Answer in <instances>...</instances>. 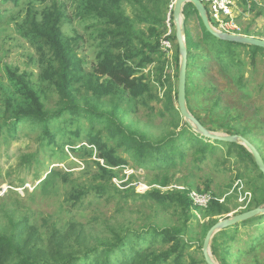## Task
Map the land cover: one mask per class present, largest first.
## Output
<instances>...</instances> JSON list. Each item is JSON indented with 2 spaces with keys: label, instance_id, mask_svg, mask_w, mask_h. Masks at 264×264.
I'll return each mask as SVG.
<instances>
[{
  "label": "rangeland",
  "instance_id": "obj_1",
  "mask_svg": "<svg viewBox=\"0 0 264 264\" xmlns=\"http://www.w3.org/2000/svg\"><path fill=\"white\" fill-rule=\"evenodd\" d=\"M86 1L21 0L19 5L0 4L4 13L0 19V233L10 232L12 218H27L26 236L31 243L38 239L46 251L45 244L52 232L60 231L64 239L62 248L69 249V255L110 239L113 231L130 230L143 234L136 248L153 244L152 250L165 254L172 250L174 242L164 244L161 238L155 240L147 234L153 228L172 229L182 239L181 264H204L207 228L259 205L264 207V178L256 162H251L240 148L219 147L202 162L200 146L186 144V149L180 148L184 155H177L175 166L158 170L155 165H139L124 147L117 150V155L126 162L112 167L100 159L99 150L90 140L100 134L108 142L107 133L102 125L92 124L85 117L72 118L66 113L48 126L49 134L43 126L29 122L20 123L16 132L2 127L3 119L14 117L15 112L29 104L21 81L37 94L44 111L57 114L63 106L44 77L48 55L24 36L34 21H42L43 14L56 7L62 14L63 37L71 43L78 67L74 93L79 105H98L100 111L117 109L124 126L147 134L155 143L182 129H188L192 137L200 134L164 100L170 82L174 90L179 87L182 58L177 38H172L173 48L164 58L142 71L149 86L144 101L132 99L122 88L104 95L96 93L108 78L96 72L104 48L94 37L98 39L96 30L104 31L107 26L89 16ZM234 1L240 34L264 37V0ZM173 4L175 1L168 7L147 2L154 15L162 21L165 17L163 28L161 24L163 39ZM123 9L131 18L137 15L138 10L127 2ZM200 25L199 17L192 12L184 32L189 30L193 42L201 44V50L195 52L197 58L190 70L189 107L211 133L248 140L264 161V52L255 54L247 45L235 48L226 57L229 68L212 55L204 73L196 66L210 47L203 41ZM136 27L144 32L149 28L139 22ZM173 32L176 34V26ZM184 140L181 139V147ZM109 146L114 148L115 141L111 140ZM98 163L110 173L103 172ZM103 187L108 192L102 195ZM189 188L211 193L229 212L217 215L192 204L186 209L176 201L161 206L148 197L154 190L168 193ZM75 192L81 193L78 201L73 199ZM249 221L225 234H215L210 254L217 264H221L217 257L221 255H225L227 264H264V215ZM75 227L80 229V236L72 233ZM74 240L84 244L78 248ZM231 243L232 250L226 255ZM178 251L172 253L170 264H175L174 259L181 252Z\"/></svg>",
  "mask_w": 264,
  "mask_h": 264
},
{
  "label": "trees",
  "instance_id": "obj_2",
  "mask_svg": "<svg viewBox=\"0 0 264 264\" xmlns=\"http://www.w3.org/2000/svg\"><path fill=\"white\" fill-rule=\"evenodd\" d=\"M20 1L0 0V4L6 7L8 4L19 5ZM173 1L176 0L86 1L85 7L89 16H92L96 23L100 22L103 26H107V29L104 31L96 30L99 34L98 39L97 36L94 37L96 42H100L99 46L104 48V51H101V54H99L96 72L100 76L108 78L106 84L101 87V91L96 92L98 95H104L122 88L130 94L132 99L145 100V95L149 92V86L145 83L146 77L142 71L146 67L156 63L157 59L164 58L166 53L162 49L161 44L163 39L162 35H164L161 31V24L163 28L165 17L162 21L158 15H154L148 8L147 2L152 4L158 2L168 7ZM126 2L138 10H136L137 15H134V18L126 15L123 9V5ZM191 11L199 17L197 10L192 4L186 5L183 10L185 28L191 16ZM3 14L0 11V19H2ZM61 17V12L55 7L53 11H46L43 14L42 21H34L31 24L30 30L24 33V36L34 46L45 51L48 55V69L44 77L47 79L49 86H52L59 95L61 105H63L61 110L57 114L44 111V105L37 94L27 83L21 81L20 84L29 104L15 112L14 117L3 119V128L5 127L9 131L16 132L20 123L29 122L33 125L43 126L44 131L49 134L48 126L57 122L64 114L69 113L72 118L85 117L92 124L103 126V131L107 133L106 136L109 141H103L100 134L90 140L99 150L100 159L108 166L118 167L126 162L117 155V150L125 147V150L142 167L149 168L148 165H155V168L158 170L165 167L171 168L175 166L174 160L178 154L183 157L184 151L182 149L187 148L186 144L200 146L199 151L203 155L200 160L202 162L207 158V154H212L217 151V148L224 146L228 148H240L246 154L247 158L255 163V159L251 153L242 145L221 143L210 139L209 141L200 134L192 137L188 129H182L179 133H174L173 136H169L167 139L155 143L148 138L147 134L131 130L124 126L117 114V109L113 111H100L102 108L98 105H90L88 103H86V106L79 105L76 102V95L74 93V82L77 78L78 67L74 61V52L71 43L66 42L63 37L60 27ZM171 21L172 27L174 28L173 12L171 13ZM199 21L203 33V41L210 48L201 56L198 62L199 65L196 66L197 70H203L205 73L208 64L213 60L212 55L215 56L218 62H222L223 66L229 68V62L226 61V57L231 55L233 49L246 47V45L227 43L215 38L205 29L200 17ZM138 22L148 26V31L138 30L136 27ZM245 36L254 37L249 33L245 34ZM172 38L175 40L176 34ZM260 39H264V37ZM185 40L188 51L187 107L189 112L200 124L208 129L202 119L189 107L191 104L189 97V86L191 87V83L189 84V75L197 58V53L195 52L201 50V44L199 42H193V38L187 29L185 31ZM250 48L255 54L264 52V48L254 46H250ZM164 100L171 110L178 116H181L178 108V89L174 90L171 82ZM227 132L234 134L228 130ZM181 139H185L182 147L181 144L183 141ZM111 140L115 141L114 148L109 146ZM98 165L103 172L110 173V171L102 167L99 163ZM260 174L264 178L261 172ZM100 190H102V195L108 192L104 187ZM189 190L191 189H187V191ZM187 191L174 190V192L163 193L159 190H154L148 194V197L161 206H166L169 202L176 201L187 209L191 205ZM80 194L75 192L73 199L78 201L81 196ZM261 206L259 205L258 207ZM205 210H211L217 215H224L229 212L224 205L216 200ZM10 222V232L0 233V264H170L169 261L172 253L179 252L178 250L181 252L174 259V263L181 264L182 262L181 255L184 251L181 245L182 239L177 234L178 231L172 229L160 230L153 228L151 234H147L148 237L154 238L155 240L161 238L164 244L174 242L172 250L165 254H158L152 250L153 244H150L148 247L136 248L139 241H142V233H132L130 230H126L125 232L116 230L112 232L110 239H102L101 243L92 248L89 247L83 252H72L68 255L67 252L69 249L62 248L64 239L60 231L52 232L50 239L45 244L46 251H44L41 248L43 243L39 244L38 239H35L31 243V240L27 238V218L19 221H15L12 218ZM249 222L251 221L244 222L243 224L245 225ZM209 230L210 227L206 229L205 235H207ZM229 230L231 229L224 230V234ZM72 233L79 235L80 229L75 227ZM32 236L34 235L32 234ZM261 240V243L264 242V238H261ZM74 241L78 248H81V244H84L81 240ZM232 244L226 249V255L232 250ZM214 254L217 256L215 250ZM217 257L221 264H227L225 255ZM203 263L206 264L205 261Z\"/></svg>",
  "mask_w": 264,
  "mask_h": 264
},
{
  "label": "water",
  "instance_id": "obj_3",
  "mask_svg": "<svg viewBox=\"0 0 264 264\" xmlns=\"http://www.w3.org/2000/svg\"><path fill=\"white\" fill-rule=\"evenodd\" d=\"M192 4L197 10L200 19L203 22L205 29L215 38L233 44L247 45L264 48V39L249 37L244 35H228L225 33H221L217 31L211 24L208 12L205 6L202 4L200 0H176L173 10V18L174 24L176 26V38L179 44V53L182 58L180 76H179V87H178V108L183 119L190 122L194 125L197 131L207 139L212 141H217L221 143H232V144H241L251 153L255 162L264 176V161L257 150V148L252 145L248 140L234 135H222L218 133H211L208 129H206L200 122L189 112L187 108V72H188V51L185 40V23H184V15L183 10L185 5ZM3 191V190H2ZM264 215V207H258L256 209L250 210L248 212L235 215L225 221H221L214 225L210 231L208 232L204 246H203V255L206 264H217L213 257L210 254V244L212 242L213 237L216 233L220 231H224L229 228H233L234 226L257 218L258 216Z\"/></svg>",
  "mask_w": 264,
  "mask_h": 264
},
{
  "label": "built area",
  "instance_id": "obj_4",
  "mask_svg": "<svg viewBox=\"0 0 264 264\" xmlns=\"http://www.w3.org/2000/svg\"><path fill=\"white\" fill-rule=\"evenodd\" d=\"M205 6L212 26L219 32L228 35H241L240 29L236 22V4L234 0H200ZM173 4L167 16L166 34L162 39V49L169 52L173 48L172 37L174 35L171 21V13L174 10ZM186 189H182V192ZM191 204L196 208L208 209L213 201H215L211 193H199L194 190L187 191Z\"/></svg>",
  "mask_w": 264,
  "mask_h": 264
}]
</instances>
